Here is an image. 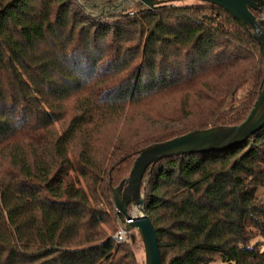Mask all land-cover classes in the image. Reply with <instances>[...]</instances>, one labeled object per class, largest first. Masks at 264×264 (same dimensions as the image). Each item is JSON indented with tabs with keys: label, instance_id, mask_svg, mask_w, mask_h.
I'll list each match as a JSON object with an SVG mask.
<instances>
[{
	"label": "trees",
	"instance_id": "1",
	"mask_svg": "<svg viewBox=\"0 0 264 264\" xmlns=\"http://www.w3.org/2000/svg\"><path fill=\"white\" fill-rule=\"evenodd\" d=\"M167 1L114 17L0 0V264H141L114 238L112 188L142 148L248 116L263 80L250 29L216 4ZM175 94L150 134L108 136L126 109ZM263 186L264 127L149 167L163 264H264Z\"/></svg>",
	"mask_w": 264,
	"mask_h": 264
},
{
	"label": "water",
	"instance_id": "2",
	"mask_svg": "<svg viewBox=\"0 0 264 264\" xmlns=\"http://www.w3.org/2000/svg\"><path fill=\"white\" fill-rule=\"evenodd\" d=\"M146 8L154 9L166 0H135ZM216 4L237 18L250 29L257 40L263 57V80L258 96L245 120L235 125H216L196 129L162 142H155L140 150L128 177L112 188L114 203L119 215L129 222L126 230L133 242L136 232L140 235L145 249V264H163L158 233L145 208L142 192L143 177L149 167L158 161L173 156L196 152L226 150L250 139L264 127V0H196ZM119 6V3L113 4ZM102 8V16H119L118 11ZM134 207L139 214L131 213Z\"/></svg>",
	"mask_w": 264,
	"mask_h": 264
},
{
	"label": "rangeland",
	"instance_id": "3",
	"mask_svg": "<svg viewBox=\"0 0 264 264\" xmlns=\"http://www.w3.org/2000/svg\"><path fill=\"white\" fill-rule=\"evenodd\" d=\"M88 12L94 15H100L103 11L102 8H106L107 10L118 11L120 9H124V12L127 10H137L143 5L139 3V1H130V0H77ZM170 3H175L177 5H188L194 2L193 0H171L167 1ZM119 3V6L113 5ZM107 10L105 12H107ZM181 99V95L175 94L170 97H163L155 100L149 106H136L134 109H126L125 113L117 120L115 123L109 125L111 137L114 129H117V137L120 136V141H134L146 134H150L154 129H157L159 124L158 114L167 111V107H170L172 111L178 110L179 102ZM122 131V132H121ZM121 132V133H120ZM120 133V134H119ZM117 137L116 140H117ZM130 173V172H129ZM127 174V177L129 175ZM117 185V184H115ZM260 197L264 201V186L260 189ZM116 209V207H115ZM117 211V210H116ZM131 213H135L136 209L132 207L130 209ZM116 218V226L118 230L121 227V223H124V217H121L117 213ZM117 230V231H118ZM131 240V238H130ZM260 239L256 238L255 242H258ZM133 242V241H132ZM133 246L136 252V256L138 261L141 264H145V249L144 244L141 240L140 235L136 232V241L133 242ZM261 248L264 250V242L261 245Z\"/></svg>",
	"mask_w": 264,
	"mask_h": 264
},
{
	"label": "built area",
	"instance_id": "4",
	"mask_svg": "<svg viewBox=\"0 0 264 264\" xmlns=\"http://www.w3.org/2000/svg\"><path fill=\"white\" fill-rule=\"evenodd\" d=\"M124 219V223H121L120 229L114 235V238L118 242L130 241V233L126 230V225L129 220L126 217H124Z\"/></svg>",
	"mask_w": 264,
	"mask_h": 264
},
{
	"label": "bare ground",
	"instance_id": "5",
	"mask_svg": "<svg viewBox=\"0 0 264 264\" xmlns=\"http://www.w3.org/2000/svg\"><path fill=\"white\" fill-rule=\"evenodd\" d=\"M130 1H134V0H130ZM136 214H139V212L137 211Z\"/></svg>",
	"mask_w": 264,
	"mask_h": 264
}]
</instances>
